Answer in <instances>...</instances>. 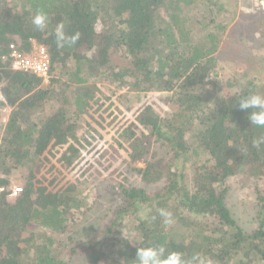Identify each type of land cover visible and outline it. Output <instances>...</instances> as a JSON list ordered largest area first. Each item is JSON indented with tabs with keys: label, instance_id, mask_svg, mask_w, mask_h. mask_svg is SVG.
Here are the masks:
<instances>
[{
	"label": "trees",
	"instance_id": "trees-1",
	"mask_svg": "<svg viewBox=\"0 0 264 264\" xmlns=\"http://www.w3.org/2000/svg\"><path fill=\"white\" fill-rule=\"evenodd\" d=\"M228 7L224 0H0V109H9L0 137V264H134L140 246L211 264H264V195L257 190L258 226L245 232L220 192L233 175L264 179V143L253 146L264 128L238 104L264 94V53L252 61L258 76L219 75ZM38 10L49 17L43 31L31 22ZM59 23L67 35L80 34L75 45L57 46ZM33 41L49 54L47 83L11 66L10 45L26 53ZM152 92L163 93L168 113L155 110ZM129 171L161 185H129ZM16 173L21 191L10 196ZM97 180L118 187L120 201L99 231L80 237L70 215L88 207ZM160 209L173 214L171 225Z\"/></svg>",
	"mask_w": 264,
	"mask_h": 264
},
{
	"label": "rangeland",
	"instance_id": "rangeland-1",
	"mask_svg": "<svg viewBox=\"0 0 264 264\" xmlns=\"http://www.w3.org/2000/svg\"><path fill=\"white\" fill-rule=\"evenodd\" d=\"M229 6L232 20L229 25L228 34L221 38V49L218 52L220 61L226 60L219 64V75L234 74L235 76L244 77L245 72L258 76L260 69L252 61L258 60L264 53V47L261 46L262 38L256 32L259 23L264 21V0H224ZM233 13V14H232ZM259 30V29H258ZM229 58V59H228ZM111 60L114 64L122 66L124 64L120 54L114 52L111 54ZM163 93H149L147 99L154 102L155 110L164 115L168 113L171 107L162 100ZM140 97V96H139ZM142 98V96L140 97ZM9 114V109H0V137L2 128ZM113 166L120 170L127 169L125 162L119 159L113 160ZM133 166L142 167L141 162H136ZM126 183L142 187L147 191H152L161 183L147 184L143 182L140 176L135 172H127ZM22 184L19 173L11 177L12 189L20 187ZM186 184L190 191L193 190L190 173L186 171ZM108 182L95 181L89 186L88 207L84 206L82 211L70 215V223L73 224L74 230L78 229L80 237L94 235V233L105 225L106 220L111 215V211L120 201L119 188ZM224 189V190H223ZM223 191L224 202L228 207L231 216L235 219L239 227L245 232H250L258 226L257 210L259 206L258 191L264 195V179L252 180L244 176H230L226 184L220 188ZM191 217L202 220H208L207 217L190 214ZM212 221V220H210ZM92 223V228H89ZM32 226V224L30 225Z\"/></svg>",
	"mask_w": 264,
	"mask_h": 264
},
{
	"label": "clouds",
	"instance_id": "clouds-1",
	"mask_svg": "<svg viewBox=\"0 0 264 264\" xmlns=\"http://www.w3.org/2000/svg\"><path fill=\"white\" fill-rule=\"evenodd\" d=\"M31 22L37 30L43 31L48 26L49 17L44 11L38 10ZM54 35L57 46L61 48L66 45H75L80 38L78 32L71 36L67 35L64 31L63 23L57 24ZM47 82L43 81V83ZM238 104L240 110L247 111V119L251 125L257 128H264V94L250 93L240 98ZM261 143H264V137L254 140L253 146L258 147ZM13 190L14 188L11 190L10 196H15L12 194ZM159 215L164 225L167 226L173 223V214L170 211L160 209ZM128 242L132 243V241ZM134 264H211V261L201 259L198 255L193 256L191 259H185L182 253L167 252L162 246H140L136 250Z\"/></svg>",
	"mask_w": 264,
	"mask_h": 264
},
{
	"label": "built area",
	"instance_id": "built-area-1",
	"mask_svg": "<svg viewBox=\"0 0 264 264\" xmlns=\"http://www.w3.org/2000/svg\"><path fill=\"white\" fill-rule=\"evenodd\" d=\"M12 58V67L14 69H23L24 71L42 77L44 82L49 79L50 59L45 47L32 42L29 52L20 53L13 44L10 45ZM21 191V187L14 188L12 194L16 195Z\"/></svg>",
	"mask_w": 264,
	"mask_h": 264
}]
</instances>
